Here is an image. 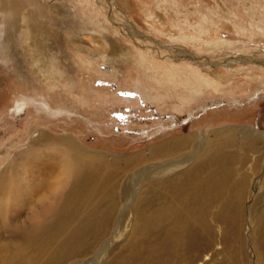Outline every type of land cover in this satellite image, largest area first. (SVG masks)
Listing matches in <instances>:
<instances>
[{
  "label": "rangeland",
  "instance_id": "1",
  "mask_svg": "<svg viewBox=\"0 0 264 264\" xmlns=\"http://www.w3.org/2000/svg\"><path fill=\"white\" fill-rule=\"evenodd\" d=\"M38 130L104 156L98 169L131 175L135 197L212 142H239L245 169L260 157L264 174V0H0V171ZM261 187L237 224L211 222L167 264H264ZM131 208L119 207L101 264L135 238ZM162 244L140 252L163 264Z\"/></svg>",
  "mask_w": 264,
  "mask_h": 264
},
{
  "label": "bare ground",
  "instance_id": "2",
  "mask_svg": "<svg viewBox=\"0 0 264 264\" xmlns=\"http://www.w3.org/2000/svg\"><path fill=\"white\" fill-rule=\"evenodd\" d=\"M182 141L171 144L178 148L176 142ZM214 144L186 172L152 182L135 197L131 175L122 183L114 171L107 175L98 169L108 165L104 156L82 149L73 138L38 130L28 149L0 171V264H101L106 253L102 241L115 238L112 223L122 203L124 211L134 205L131 211L135 208L140 224L126 251L111 264H151L157 253L153 250L147 259L140 251L152 236L162 241L161 261L167 264L186 241L211 234V222L237 224L251 204L248 193L256 196L262 189L264 174L255 175L261 171L260 157L250 173L248 160L240 159L239 142Z\"/></svg>",
  "mask_w": 264,
  "mask_h": 264
}]
</instances>
